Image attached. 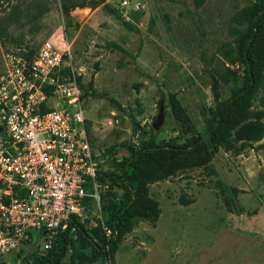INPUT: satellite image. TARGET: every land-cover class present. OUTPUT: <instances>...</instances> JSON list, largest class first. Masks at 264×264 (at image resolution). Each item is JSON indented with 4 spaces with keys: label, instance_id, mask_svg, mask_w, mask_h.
<instances>
[{
    "label": "rangeland",
    "instance_id": "374dc122",
    "mask_svg": "<svg viewBox=\"0 0 264 264\" xmlns=\"http://www.w3.org/2000/svg\"><path fill=\"white\" fill-rule=\"evenodd\" d=\"M75 1L83 0H0V70L4 49L63 34L71 48L65 68L82 93L91 87L82 108L106 179L103 206L102 194L122 198L116 163L128 156V144L151 137L181 144L193 131L203 135L216 104L242 86L243 65L235 61L239 41L249 12L264 0H96L94 7L76 6L66 16L62 3ZM171 95L188 117L184 126L173 116ZM162 99L165 119L154 129ZM245 103L264 111V66ZM210 148L208 164L146 186L149 208L130 218L112 256L95 253L72 230L62 264H264V134L238 154L221 145ZM90 215L87 225L99 223ZM102 217L105 222L108 211L102 209ZM40 247L22 241L1 264H40Z\"/></svg>",
    "mask_w": 264,
    "mask_h": 264
},
{
    "label": "built area",
    "instance_id": "2783aa9c",
    "mask_svg": "<svg viewBox=\"0 0 264 264\" xmlns=\"http://www.w3.org/2000/svg\"><path fill=\"white\" fill-rule=\"evenodd\" d=\"M70 57L63 34L2 51L0 264L22 241L40 242L46 255L73 217L83 222L93 214L105 236L113 235L102 217L99 164L86 127L82 90L63 72Z\"/></svg>",
    "mask_w": 264,
    "mask_h": 264
},
{
    "label": "trees",
    "instance_id": "16d2710c",
    "mask_svg": "<svg viewBox=\"0 0 264 264\" xmlns=\"http://www.w3.org/2000/svg\"><path fill=\"white\" fill-rule=\"evenodd\" d=\"M97 3L99 2L96 0L63 2L61 7L63 13L68 16L70 10L76 6L94 7ZM3 34L0 30V35ZM238 46L235 61L243 65V84L228 99L216 104V109L203 135L193 131L191 139L181 144L156 143L155 138L151 137L136 147L133 144L127 145L128 156L116 163L120 171L119 184L123 188L122 198L116 201L110 197L114 196L113 193L102 194V199L106 198L107 204L101 206V210L108 211L105 224L112 229L113 235L107 238L99 223L89 226L85 220L81 222L73 217L69 221V226L54 240L40 264H62L66 235L73 227L80 240L90 245L95 253L112 256L116 241L129 228L130 218L141 215L140 213L144 214L149 208L146 198L148 184L182 169L208 164L212 156L211 144L221 145L225 150L238 154L252 142L261 140L264 134V122H262L264 111L249 110L245 101L253 93L261 68L264 66V2L249 12L248 27L240 38ZM64 73L69 75V69L65 68ZM90 88H86L82 96L88 94ZM171 110L174 118L182 126L187 124L188 117L173 95H171ZM97 179L101 187L106 184L100 169ZM113 182L110 183L111 186Z\"/></svg>",
    "mask_w": 264,
    "mask_h": 264
},
{
    "label": "water",
    "instance_id": "95a60500",
    "mask_svg": "<svg viewBox=\"0 0 264 264\" xmlns=\"http://www.w3.org/2000/svg\"><path fill=\"white\" fill-rule=\"evenodd\" d=\"M212 92H213V97L215 100H218L220 97L219 91H217V81L213 79V84H212ZM165 119V104L164 100H160L159 105H158V113L156 115L155 120L152 123V126L154 129H158L164 122ZM1 130V127H0Z\"/></svg>",
    "mask_w": 264,
    "mask_h": 264
}]
</instances>
